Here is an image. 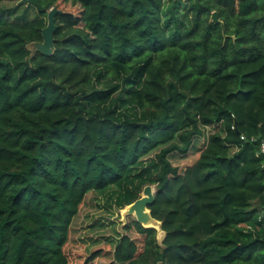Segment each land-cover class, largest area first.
I'll use <instances>...</instances> for the list:
<instances>
[{
    "label": "trees",
    "instance_id": "trees-1",
    "mask_svg": "<svg viewBox=\"0 0 264 264\" xmlns=\"http://www.w3.org/2000/svg\"><path fill=\"white\" fill-rule=\"evenodd\" d=\"M262 141L264 0H0V264H264ZM146 184L162 244L129 216L87 248L91 198Z\"/></svg>",
    "mask_w": 264,
    "mask_h": 264
},
{
    "label": "water",
    "instance_id": "water-1",
    "mask_svg": "<svg viewBox=\"0 0 264 264\" xmlns=\"http://www.w3.org/2000/svg\"><path fill=\"white\" fill-rule=\"evenodd\" d=\"M57 7H51L47 14V25L42 29L43 39L41 41H32L27 44V48L32 52L39 51L43 54L51 55L54 52V32L57 28L55 17L60 13ZM213 22H219L223 26V22L219 19L217 11L211 14ZM155 200V189L153 184H146L143 186L140 197L133 202L121 208L123 224L126 223L127 216H134L136 220L145 228H152L156 230L157 241L162 244L165 237V231L162 227V221L152 215L149 207Z\"/></svg>",
    "mask_w": 264,
    "mask_h": 264
},
{
    "label": "rangeland",
    "instance_id": "rangeland-1",
    "mask_svg": "<svg viewBox=\"0 0 264 264\" xmlns=\"http://www.w3.org/2000/svg\"><path fill=\"white\" fill-rule=\"evenodd\" d=\"M108 78H112L108 76ZM108 79H104L101 82L97 84V88H106L108 85ZM117 79L113 78L111 79L112 84H116ZM119 89H117L116 92H118ZM136 102V101H135ZM133 103L132 101L126 102V107L130 109V111L133 110ZM155 189V185H153ZM100 203L98 206L97 204ZM130 216V215H129ZM127 216V218L129 217ZM127 218H126V223L122 220V215H121V210H117L114 207H106L105 205V200L101 199V201H97V198L94 197L93 199L91 198V201L89 205L87 206V209L83 212V214L78 218L76 221V228L79 232V237L84 236V241L87 244V248H89L92 244L94 239L101 238L103 234H110L111 232L114 231V227L116 226L117 230L119 232H122L124 226L127 224ZM97 219V222H104L106 223L105 226H98L97 223L93 226L92 228H88L89 224L91 222H94ZM112 220H115L116 224H112ZM111 226V228H110ZM102 234V235H101ZM112 234V233H111Z\"/></svg>",
    "mask_w": 264,
    "mask_h": 264
},
{
    "label": "built area",
    "instance_id": "built-area-1",
    "mask_svg": "<svg viewBox=\"0 0 264 264\" xmlns=\"http://www.w3.org/2000/svg\"><path fill=\"white\" fill-rule=\"evenodd\" d=\"M242 138H243V136H242ZM260 151L264 152V141H262L260 144Z\"/></svg>",
    "mask_w": 264,
    "mask_h": 264
}]
</instances>
